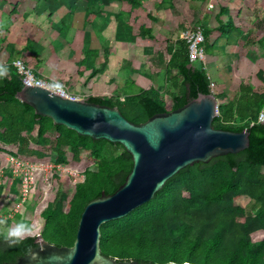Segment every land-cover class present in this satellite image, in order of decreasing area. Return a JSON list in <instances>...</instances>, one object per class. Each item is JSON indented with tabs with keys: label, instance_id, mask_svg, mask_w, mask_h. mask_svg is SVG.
<instances>
[{
	"label": "trees",
	"instance_id": "obj_1",
	"mask_svg": "<svg viewBox=\"0 0 264 264\" xmlns=\"http://www.w3.org/2000/svg\"><path fill=\"white\" fill-rule=\"evenodd\" d=\"M115 1L43 0L49 18L62 7L74 17L85 6V24L92 27L98 26L103 17L87 6L99 5L103 9ZM121 1L133 8L144 6L148 13L150 11L146 0ZM173 1L162 0L160 8L173 7ZM148 17L152 19L149 14ZM102 22L104 24L105 20ZM231 26L232 20L226 26L221 25V32L228 33ZM128 27L130 25L121 15L116 36L118 42L152 39V31L148 28L141 26L134 30ZM192 29L196 30V27ZM204 37L205 45L208 42L206 33ZM176 44L167 47L169 60L164 62L170 83L178 90L177 94H171L172 106L153 87L137 94L127 91L123 102L117 99L119 97L99 96H91L87 102L118 108L129 122L139 125L156 115L183 108L200 94L210 95L212 83L204 64H190L186 43L180 40ZM259 44L263 46L264 41ZM108 55L109 47L104 50L103 64L96 69L100 52L89 50L80 66L91 71L94 78L106 69ZM8 68V75L0 79V153H7L1 146L16 147V153L8 154L40 161H48L52 154L56 157L55 164L62 166L68 164V154L75 162H80L85 155L96 166V170L87 169L83 173L84 181L79 183L54 178L55 193L41 213L44 221L42 238L53 246L72 247L87 204L103 192L113 195L123 186L132 171V159L119 145L80 137L37 116L31 107L16 99L24 86L17 70L12 65ZM174 72L176 76H173ZM257 77L264 84V71H259ZM240 93L238 100L219 106L213 126L228 132L248 131L249 149L217 158L208 165L196 164L184 169L152 201L123 219L103 225L100 244L103 256L140 264H264V238L258 244L252 242L254 233L264 231V124H257L264 107V92L256 93L251 87L244 86ZM252 122H255L253 126ZM31 145L41 150H34ZM20 182V179L16 180L15 185ZM243 197L258 205L252 213L236 205ZM36 238H26L13 247L0 238V264L13 263L29 254L35 247Z\"/></svg>",
	"mask_w": 264,
	"mask_h": 264
},
{
	"label": "water",
	"instance_id": "obj_2",
	"mask_svg": "<svg viewBox=\"0 0 264 264\" xmlns=\"http://www.w3.org/2000/svg\"><path fill=\"white\" fill-rule=\"evenodd\" d=\"M16 99L54 126L95 142L121 146L133 168L113 195L102 193L85 207L72 247H57L37 236L35 248L15 263L5 264H140L103 256L101 228L123 219L152 201L181 171L196 164L237 155L250 147V133L217 130L218 100L198 95L183 108L156 115L143 124L129 122L118 108L71 100L40 87L24 86ZM176 264V263H168ZM189 264V263H185Z\"/></svg>",
	"mask_w": 264,
	"mask_h": 264
},
{
	"label": "crops",
	"instance_id": "obj_3",
	"mask_svg": "<svg viewBox=\"0 0 264 264\" xmlns=\"http://www.w3.org/2000/svg\"><path fill=\"white\" fill-rule=\"evenodd\" d=\"M232 1H234L232 3V7L234 8L222 7L225 9L223 12L221 10L222 8H220L218 11H214L213 13L209 12L201 18L199 17L198 23H202L201 26L197 27L203 26V32L207 34L206 38H208V42L219 53L217 56H210V59L215 61V64H221L219 66H223L225 56H237L235 60L238 62L240 59L241 65L248 67L249 64H254L255 62L253 53L249 54L246 52L245 57L241 58L237 53H233V55L231 52L230 54L232 55H230L228 50L238 49L239 47L250 50L251 48H256V46L264 50V45L261 46L259 44L260 41H264V0ZM116 3L117 5L124 3L123 6L128 5L127 2L118 3L116 0L110 6H114ZM145 3L151 2L150 0H146ZM84 9H86L85 6ZM84 9L77 11L73 17L70 16V11L66 7H62L49 18V13L46 11V5L43 0H0V65L10 66L15 60L22 59L37 75L45 79H65L63 81L66 85L68 80L72 81L75 79V82L79 80L84 85L89 84L87 92L90 93V91H93L94 95L99 97H107L103 91H106L111 84H114L122 74L125 77L123 81L124 86L128 85L126 91H129L128 93L131 94H137L141 90L136 85L141 84L142 86H147L145 82L159 84L162 78V74L159 72L160 67L168 76L167 69L164 66L166 59L159 53L157 54V61L155 59L150 60V64L153 61L152 64H155L157 69L153 68L150 70V75L144 76V79L143 77L141 78L142 73L137 71L136 66L139 58H136L135 55L139 38H137L138 40L135 43L118 42L116 39L118 21L121 14L112 13V18L107 17V19H104L105 16L102 13L103 18L100 22L105 20V25L103 22H99L98 26L92 27L91 25L85 24L86 12ZM131 10L129 12L132 13ZM158 10L156 16H154L153 11H149V13L147 11L144 25H142L152 31V39L146 37L149 40H154L157 35L151 28L153 27L152 24L156 25V31L159 32L158 36L162 39L167 38L168 33H172L165 29L175 28L174 26L171 27L170 23L168 24L169 21L163 20L162 14H165L167 11L161 10L160 7ZM174 11H177L176 6L174 7ZM131 13L130 15H132ZM148 14L153 20L148 17ZM230 20L233 21V26L228 29V33L223 31V34L221 32V25L226 26ZM125 21L134 30L140 28L132 25L131 17H128ZM146 38L140 39L144 41ZM180 40L181 37L178 39L175 38V41L169 43V45L177 46L176 42ZM107 47H109L108 65L102 73L92 78L91 71H86L80 66V63L85 59V53L87 51L95 50L100 52L101 56L96 60V69H98L104 62V50ZM150 47L152 46L150 45ZM142 51V54L146 56V50L143 49ZM223 51L227 53L224 54ZM220 52L222 53L220 54ZM203 64L210 79L211 76L208 68L205 67L206 62ZM115 69L120 72H118L115 78H112L114 75L112 72ZM215 69H217V66ZM258 73L259 71L255 73L256 77ZM244 74L250 75L245 70ZM131 75H135L136 78H133ZM174 76H176V73ZM134 86L135 88L133 89ZM244 86H246L244 81H240L237 95L234 99H230L222 83V87L221 89L219 88L218 93H215L214 90V95L221 94L222 96H218L223 98L222 101H220L221 99H217L219 106H224L230 101L238 100L241 95V87ZM152 87L157 88L154 85ZM171 87L177 90L172 84ZM149 88L151 87H144L143 90H148ZM251 88L256 93L263 92L258 91L253 86ZM177 91L176 93L175 91H168V97L171 99V94H177ZM123 94L125 95L126 93ZM166 103L172 106V101Z\"/></svg>",
	"mask_w": 264,
	"mask_h": 264
},
{
	"label": "rangeland",
	"instance_id": "obj_4",
	"mask_svg": "<svg viewBox=\"0 0 264 264\" xmlns=\"http://www.w3.org/2000/svg\"><path fill=\"white\" fill-rule=\"evenodd\" d=\"M160 1L161 0H150L151 3H146L149 5L150 11H153V14H155L154 16H156L157 12L159 11L158 9L160 7ZM231 1L232 0H174L173 7H169V9L161 8V10L167 11L165 14H162L163 20L165 19L166 21H169L168 24L170 23L171 27L174 26L175 28L165 29L172 33H168L167 38L162 39L158 36L159 32L156 31V25L152 24L153 27L151 28L155 33H157L155 39L149 40L146 38L144 39V41L140 38L139 40L137 39L138 42L135 55L136 58H139V61L137 62L136 66L137 71L142 73L141 78L143 77L144 79V76L150 75V70H152L153 68L157 69V66H155V64H152L153 61H151L150 64L151 59H155L157 61V54L161 53L164 59H169V55L167 53V47L170 46L169 43L174 42L175 38H180L185 31L190 30L194 26H201L202 22L198 23L199 17L201 18L202 16H204V14H207L209 12L213 13L214 11H218L222 7L229 9L234 8L232 7V3H234V1ZM119 2L123 1L119 0L118 3ZM123 4L124 3H119V5H117L116 3L114 4V6L109 5L108 7H104L103 9L99 5H89L87 6V9L95 12L96 14L99 13L101 16L102 13H104L103 16H105V19H107V17L112 18V13L121 14L125 19L131 17L132 25L134 27H141L142 25H144L145 15H147L146 8L144 6L133 8L132 6H129V4L125 6H123ZM211 4H213L214 9L210 11L209 5ZM175 6L177 11H174ZM129 8L132 9V13L129 12ZM117 11H119L120 13ZM130 13L132 15H130ZM150 45L152 47H150ZM143 49L146 50L148 55H146L147 57L142 54ZM203 49L205 50L206 54L205 67L208 68L209 74L211 76L210 81L215 86V93H218L219 88L221 89L223 83L228 97L230 99H234L238 93V84L242 80L244 81V84L246 86H253L258 91L264 92V84L261 83V81L258 80L255 75V73L258 71H264V50H261L257 46L256 48H251L250 50H246L244 49V47H239L238 49L236 48L232 50L229 49V54L231 52L232 54L237 53L241 58L245 57L244 55L246 54V52H248L249 54L253 53V55L255 56L254 64H249L248 67H246L245 65L244 67L241 65L240 59L238 62L237 60H235L237 56H225L226 58L223 59V66H219L221 64H215V61H212L210 59V56H217L219 53L217 52L216 48L212 47L210 42H207L205 45H203ZM221 53L222 52H220V54ZM223 53L226 54L227 52L223 51ZM123 66L125 67L124 64ZM216 66L217 69H215ZM244 70L245 72H249L250 75L248 76V74H244ZM118 72L120 71H117L115 69L112 72L114 73L112 78H115ZM159 72H161L162 74V78L159 81V84H154V82H152L153 84L145 82L147 86H142L141 84H139L136 85V87L143 90L144 87L148 88V86L152 87L154 85L160 92L162 99L165 102L170 103L171 99L168 97L167 92L175 91L176 93L177 90H174L171 87L169 79L170 77L165 74V71L161 67ZM131 76L133 78H136L135 75ZM246 76L248 77L245 78ZM241 77H243L244 79ZM124 78L125 77L122 74V76L118 78L114 84H111L106 91H103V93H105L107 97H119L117 99L123 102V93H127L126 88L128 86H124ZM63 80L51 79L50 81H55L56 83L61 84L66 92H68V94L73 97L85 98L86 96H95L93 91H90V93L87 92V87L89 84L84 85L83 82H79V80L75 82L74 79L72 81L68 80L66 85ZM134 88L135 86L133 87V89ZM218 95L222 96L221 94ZM218 95L215 94L216 97ZM220 96H218L217 99H221L220 101H222L223 98ZM1 148L7 153H0V189H2V193L0 195V238L3 237L9 226H14L18 222H26L32 226L31 233L26 236L25 239L41 235L44 224V221L41 218V213L47 208L48 203L55 193L56 187L53 183L54 178L57 177L72 179L74 183H79L84 180L83 173L87 169L96 170L94 162L85 155L82 157V160L80 162H75L72 160V156L68 154L69 162L67 165L62 166L55 164L56 157L52 154L48 161H40L34 158L23 157H14V159H11L13 156L9 155L8 153H16L17 148L2 146ZM31 148H33L34 150H41L39 147L34 145H31ZM16 160L17 163L14 162ZM56 166H59V168L55 169ZM262 173L264 174V169L262 170ZM18 179H20L21 182L15 185V182ZM236 205L242 206V208H244L248 213H252L253 209L258 206L255 205V203L247 197L241 198L236 203ZM34 224H36V227L33 228ZM263 238L264 231H259L252 235V242L253 244H258Z\"/></svg>",
	"mask_w": 264,
	"mask_h": 264
},
{
	"label": "built area",
	"instance_id": "obj_5",
	"mask_svg": "<svg viewBox=\"0 0 264 264\" xmlns=\"http://www.w3.org/2000/svg\"><path fill=\"white\" fill-rule=\"evenodd\" d=\"M214 8L213 4L209 5V10L211 11ZM181 40H183L188 48L189 61L190 64L195 63H204L206 60L205 50L203 45L205 43V37L202 27H196V30H187L181 35ZM17 61V60H15ZM19 64L12 63V66L17 70L18 75L21 78L23 86L29 87H40L50 91L53 94L58 96L69 98L71 100H88L91 96H86L85 98H76L68 94L64 87L61 84L56 83L55 81L47 80L39 75H37L33 69H31L22 59H18ZM211 93L214 94L215 86L212 84ZM219 115V109L217 110ZM255 122L251 123L253 126ZM257 124H264V107L259 113ZM11 159H14L12 157ZM17 163V160L14 161ZM18 166V165H17ZM59 166H56L55 169H58ZM84 177V175H83ZM85 179V178H84ZM84 181V180H83Z\"/></svg>",
	"mask_w": 264,
	"mask_h": 264
},
{
	"label": "clouds",
	"instance_id": "obj_6",
	"mask_svg": "<svg viewBox=\"0 0 264 264\" xmlns=\"http://www.w3.org/2000/svg\"><path fill=\"white\" fill-rule=\"evenodd\" d=\"M14 64L20 62L14 61ZM9 68L7 65H0V79L8 75ZM32 231V226L26 222H18L14 226H9L3 235V240L9 247L18 246L22 243L26 236Z\"/></svg>",
	"mask_w": 264,
	"mask_h": 264
},
{
	"label": "flooded vegetation",
	"instance_id": "obj_7",
	"mask_svg": "<svg viewBox=\"0 0 264 264\" xmlns=\"http://www.w3.org/2000/svg\"><path fill=\"white\" fill-rule=\"evenodd\" d=\"M34 248H35V247H34ZM34 248H33V249H34ZM33 249H32V250H33ZM32 250H31V251H32ZM30 253H31V252H30ZM30 253H29V254H30ZM29 254H27V255H29ZM15 262H16V261H15ZM15 262H13V263H15Z\"/></svg>",
	"mask_w": 264,
	"mask_h": 264
}]
</instances>
